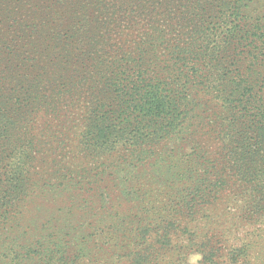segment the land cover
I'll list each match as a JSON object with an SVG mask.
<instances>
[{
	"label": "rangeland",
	"instance_id": "374dc122",
	"mask_svg": "<svg viewBox=\"0 0 264 264\" xmlns=\"http://www.w3.org/2000/svg\"><path fill=\"white\" fill-rule=\"evenodd\" d=\"M12 1L0 0V10L10 12L8 21L13 26L35 24L38 30L49 31L40 25L36 0ZM242 2L248 23L264 24V0ZM120 3L102 0L116 21ZM182 3L169 2L171 13L165 17L174 19L183 9ZM85 11L80 13L86 15ZM102 18L110 23V16ZM156 19L151 20L153 24L171 31L164 17ZM131 21L137 29L144 24L138 8ZM121 23H128L127 16ZM89 29L100 45L111 24L100 28L95 19ZM173 36L168 32V43ZM112 37L115 40L117 35H110L114 43ZM206 45L213 44L209 40ZM165 49L162 46L160 52L167 59ZM30 57L29 62L23 61L27 77L41 73L39 85L51 95L54 91L47 86L53 79L51 69L33 52ZM6 65L0 61V138L10 139L0 153V264H130L132 251L150 246L146 239L158 241L154 243L161 253L158 264H198L206 251L189 241L201 243L209 237L215 246L228 250L257 227L240 222L248 190L235 176L228 175L225 188L211 197L204 186L196 190L202 178L214 177L215 169L209 166L210 174H205L204 166L213 163L216 167L226 153L198 106L189 111L182 138L147 145L137 153L120 146L104 150L88 134L101 97L94 99L90 92L85 93L82 83L74 96L65 94L63 102L55 99L51 106L45 96L42 103L34 85L23 82L7 87L11 74ZM203 91L190 95L198 104L207 99L212 105L211 93ZM30 93L37 98L24 100ZM9 97H18L16 108L7 103ZM24 102L31 104L25 106ZM8 127L11 135L5 138L2 131ZM224 158L227 161L228 155ZM15 186V194H9L7 190ZM188 199L198 209L193 216L184 215ZM180 209L182 213L177 215ZM169 219L183 226L171 230L170 244L162 251L159 241Z\"/></svg>",
	"mask_w": 264,
	"mask_h": 264
},
{
	"label": "trees",
	"instance_id": "16d2710c",
	"mask_svg": "<svg viewBox=\"0 0 264 264\" xmlns=\"http://www.w3.org/2000/svg\"><path fill=\"white\" fill-rule=\"evenodd\" d=\"M36 1L40 25L50 28L46 33L35 24L13 26L8 21L10 12L0 10V61L6 62L4 68L11 74L7 87L23 82L34 85L41 94L39 100L44 103L50 98L49 104L54 106L53 100L61 103L65 94L74 96L83 83L85 93L90 92L94 99L101 97L88 124L91 139L104 150L120 146L131 153L182 138L189 111L198 106L210 130L220 137V148L228 159L224 155L216 167L213 163L204 166L205 174H210V167L215 174L202 178L196 190L204 186L211 197L225 188L228 175L235 176L248 190L240 222L257 227L228 250L215 246L209 237L189 244L206 251L198 264H264V24L248 23L242 0H181L183 9L174 19L165 16L171 13L169 2L177 0H121L117 21L102 0L91 4L88 0ZM83 7L86 15L80 13ZM136 8L145 20L139 29L131 21ZM124 16L128 23L122 26ZM157 16L164 17L168 32L174 34L170 43L168 32L151 21ZM102 17L110 23L105 24ZM95 19L100 28L111 24L100 45L89 29ZM110 35H117L115 40L112 37L114 43ZM209 40L212 47L206 45ZM162 46L167 59L162 58ZM31 52L45 59L51 69L53 79L47 86L54 93L49 96L39 85L41 73L27 77L23 61L32 60ZM201 89L211 93L212 105L201 98L198 104L191 97ZM31 98L37 95L30 93L24 100ZM6 101L16 108L19 100L9 97ZM2 132L5 138L11 135L9 127ZM5 140L0 138V153L6 150ZM15 188L7 192L15 194ZM185 206L186 216L198 210L190 199ZM181 213L182 209L177 215ZM167 222L159 241L162 251L170 244L171 230L183 226L177 220ZM146 242L150 245L146 249L131 252L130 264H158L161 253L154 248L158 241Z\"/></svg>",
	"mask_w": 264,
	"mask_h": 264
}]
</instances>
